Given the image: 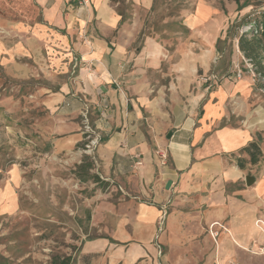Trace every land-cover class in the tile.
<instances>
[{
	"label": "rangeland",
	"instance_id": "obj_1",
	"mask_svg": "<svg viewBox=\"0 0 264 264\" xmlns=\"http://www.w3.org/2000/svg\"><path fill=\"white\" fill-rule=\"evenodd\" d=\"M63 2L65 16L71 13L86 19V13L90 16L95 11L88 27L69 32L70 44L64 29L47 24L36 28L43 8L35 0H0V264H51L55 257L68 255L73 256V264H112L114 259L123 263L128 257L120 247L130 244L112 238L113 218L128 215L133 200L143 198L122 184L114 186L115 179L103 177L111 182L103 188L93 180L82 181L77 174L78 165L86 159L93 162L90 172L99 173L97 150L102 135L96 121H102L98 108L103 102L97 94L100 62L85 60L79 43L88 44L95 36L126 44L128 57L116 70L122 77L110 71L108 78L129 112L141 102L148 108L169 110L174 99L190 104L194 94L196 98L199 92L212 91L224 80L255 77L233 32L239 34L242 26H249L236 25L249 14L263 11L264 0ZM20 22L28 30L19 29ZM149 40L154 42L151 56L163 59L158 66L149 64ZM84 69L88 71L82 74ZM131 76L137 77L140 90L147 89V94H139ZM256 76L261 85L264 78ZM105 102L110 103L109 98ZM257 102V98L250 100V107H258ZM243 104L236 96L228 106L240 115ZM232 117L229 123L236 121ZM76 134L81 136L78 141L69 138ZM261 161L264 152L256 164H247L249 173ZM162 211L152 241L155 264H204L207 256L197 254L191 243L185 249L161 243L170 210L164 205ZM262 211L255 225L264 235ZM97 242L107 243V248L93 257L83 255L88 248H97ZM215 263L219 264L218 256ZM226 264H264V255L236 254Z\"/></svg>",
	"mask_w": 264,
	"mask_h": 264
},
{
	"label": "crops",
	"instance_id": "obj_2",
	"mask_svg": "<svg viewBox=\"0 0 264 264\" xmlns=\"http://www.w3.org/2000/svg\"><path fill=\"white\" fill-rule=\"evenodd\" d=\"M35 1L43 8L36 28L40 30L47 24L64 29L68 44L69 32L74 27L84 30L95 15L92 10L90 16L85 14L86 19L71 13L65 16L63 0ZM101 14L104 16L103 8ZM116 20L113 15L112 22ZM20 23L19 29L28 30L26 23ZM113 26L115 24L110 27ZM57 39L64 41L62 37ZM88 40V44H78L82 49L80 53L85 60L100 62L96 67L101 84L97 94L103 102L106 98L110 100L107 104L100 102L98 108L102 121L96 124L102 141L97 150L100 161L97 171L106 179L117 180L114 186L122 184L143 198V201L133 200L128 215L113 218L112 238L119 244L130 245L120 247L124 253L127 250L126 261L121 263L114 259L112 264L156 263L151 257L156 252L152 241L164 205L170 212L161 243L176 249H185L191 243L197 254L207 256L204 264H214L216 256L219 264H226L236 254L264 255V251H259L264 249V235L255 225L264 208V161L255 165L251 173L248 163L240 168L236 162L238 157L248 158L242 149L252 141L264 149V82L258 85L256 74L255 77L246 75L234 81L224 80L212 91L197 93L199 97L194 98V94L190 104L174 99L168 110L166 107L148 108L141 102L129 112L121 101V93L108 78L110 71L115 77H122L116 70L128 57L126 44L95 36ZM152 43L149 40L146 46L149 64L158 66L163 59L151 56ZM85 71L88 70L84 69L82 74ZM131 77L137 84V77ZM134 88L141 89L138 84ZM139 94H147V89ZM236 96L244 103L240 115H235L228 106L229 99ZM255 98L258 107L251 108L249 101ZM231 117L236 119L234 123H229ZM69 138L78 141L81 136L76 134ZM161 154L167 156L166 164ZM248 175L255 178L250 186L246 184ZM169 181L171 185L167 188ZM95 244L97 248H88L83 255L96 256L108 245Z\"/></svg>",
	"mask_w": 264,
	"mask_h": 264
},
{
	"label": "trees",
	"instance_id": "obj_3",
	"mask_svg": "<svg viewBox=\"0 0 264 264\" xmlns=\"http://www.w3.org/2000/svg\"><path fill=\"white\" fill-rule=\"evenodd\" d=\"M239 3V0H236ZM243 24L249 25L242 28ZM242 26L241 32H233V36L237 37V46L246 59L253 66L256 75L264 78V10L256 13H251L246 16L242 22L236 26ZM230 29L228 30L229 35ZM220 39H218V42ZM242 151L248 154V158L238 157L237 163L240 168L245 167V163L256 164L263 154L262 147L256 141L250 142ZM93 162L88 159L84 160L78 165L77 174L86 182L93 180L94 183L99 184L101 187L106 188L111 185V182L101 177L97 172L91 173ZM91 256V255H85ZM73 256L68 255L65 257H55L51 264H73Z\"/></svg>",
	"mask_w": 264,
	"mask_h": 264
},
{
	"label": "water",
	"instance_id": "obj_4",
	"mask_svg": "<svg viewBox=\"0 0 264 264\" xmlns=\"http://www.w3.org/2000/svg\"><path fill=\"white\" fill-rule=\"evenodd\" d=\"M254 181H255V178L253 176H251V175L246 176V184L248 186L252 185L254 183ZM170 185H171V182L169 181L167 184V188H169Z\"/></svg>",
	"mask_w": 264,
	"mask_h": 264
},
{
	"label": "built area",
	"instance_id": "obj_5",
	"mask_svg": "<svg viewBox=\"0 0 264 264\" xmlns=\"http://www.w3.org/2000/svg\"><path fill=\"white\" fill-rule=\"evenodd\" d=\"M241 76H242V72H241V70H238L237 71V77H241ZM161 156H162V158L164 160L163 164H166V158H167V156L165 154H161ZM137 163L140 164L141 162H137Z\"/></svg>",
	"mask_w": 264,
	"mask_h": 264
}]
</instances>
